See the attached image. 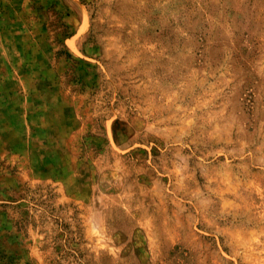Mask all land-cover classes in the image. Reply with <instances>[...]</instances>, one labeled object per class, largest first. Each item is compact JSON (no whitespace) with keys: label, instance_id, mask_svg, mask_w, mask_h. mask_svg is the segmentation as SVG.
I'll use <instances>...</instances> for the list:
<instances>
[{"label":"rangeland","instance_id":"obj_1","mask_svg":"<svg viewBox=\"0 0 264 264\" xmlns=\"http://www.w3.org/2000/svg\"><path fill=\"white\" fill-rule=\"evenodd\" d=\"M0 264H264V0H0Z\"/></svg>","mask_w":264,"mask_h":264}]
</instances>
